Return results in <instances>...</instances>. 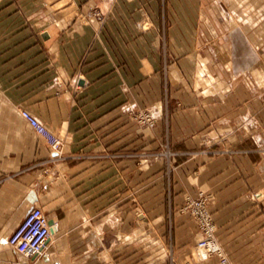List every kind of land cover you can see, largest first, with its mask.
<instances>
[{"label":"crops","instance_id":"obj_1","mask_svg":"<svg viewBox=\"0 0 264 264\" xmlns=\"http://www.w3.org/2000/svg\"><path fill=\"white\" fill-rule=\"evenodd\" d=\"M32 1L0 7V264H121V255L129 264L152 222L136 211L145 176L120 162L119 150L136 138L125 112L162 99L163 43L186 87L179 97L188 119L177 116L174 128H220L234 151L201 160L189 190L214 196L226 248L264 264V0ZM68 1H94L103 18L90 7L63 14ZM21 109L62 137L60 158ZM162 198V189L138 193L149 208L157 201L156 223ZM34 208L52 237L42 256L28 258L8 239Z\"/></svg>","mask_w":264,"mask_h":264},{"label":"rangeland","instance_id":"obj_2","mask_svg":"<svg viewBox=\"0 0 264 264\" xmlns=\"http://www.w3.org/2000/svg\"><path fill=\"white\" fill-rule=\"evenodd\" d=\"M35 3L37 1L0 0V7L6 4L10 10H24ZM83 7H90L89 9H93L91 13L93 16L100 14L103 18L101 9L94 1L85 2L82 5L68 1L66 5L61 6V12L64 14L65 10H79ZM103 8L106 9V7ZM90 18L92 17L86 16L82 19ZM163 44V52L167 56L168 63L164 68L167 76L163 81L162 99L158 103L152 102L148 107H142L139 103L132 104L134 111L125 112L136 125V138L134 143L121 146L119 150L120 162L129 160L135 166L137 177L145 176L138 185L136 211L145 210L150 213L151 215H148L152 222L145 240L139 239L135 243V253L134 256L130 255L129 264H132V261L134 264H207L211 259H217L213 257L208 261L198 260L197 248L201 239V230L197 213L201 209L207 210L212 216L216 227V238L230 264H245L238 250H234V246L231 250L219 240L218 226L212 210L215 204L214 196L206 188H197L196 193L192 194L187 185L189 179L198 175L201 160L207 161L234 153L230 149V137L228 134L224 136L223 130L217 127L199 131H191L183 127L174 128L177 116L187 117L184 111H180L185 108V105L179 97L180 91H184L186 87L184 82L177 80L172 73L174 68L171 62L172 54L168 44ZM126 105L124 104L122 108ZM23 110L25 109H21L20 112ZM10 114L11 112H8V115ZM188 116L191 114L189 113ZM48 130L53 136L63 141L62 137L54 134L49 128ZM197 136L200 140L199 145L192 146L190 140ZM181 139L182 142H179ZM149 187L151 191L162 189V199L166 208L162 223L155 222L159 214L157 201L153 200L149 208L138 200V193ZM178 193H182L183 198L182 203L176 205L175 198ZM262 231L264 232V228ZM123 258L124 255H121V264H127Z\"/></svg>","mask_w":264,"mask_h":264},{"label":"built area","instance_id":"obj_3","mask_svg":"<svg viewBox=\"0 0 264 264\" xmlns=\"http://www.w3.org/2000/svg\"><path fill=\"white\" fill-rule=\"evenodd\" d=\"M24 120L50 146L56 157H61L64 143L59 137L53 136L48 128L30 112H21ZM201 230V239L198 245V260L208 261L216 257L219 264H230V261L220 246L215 235V224L207 210L201 209L198 213ZM52 237L49 219L42 209L34 208L26 217L23 224L13 232L8 239L9 246L16 252L28 257L42 256L47 248V242Z\"/></svg>","mask_w":264,"mask_h":264},{"label":"water","instance_id":"obj_4","mask_svg":"<svg viewBox=\"0 0 264 264\" xmlns=\"http://www.w3.org/2000/svg\"><path fill=\"white\" fill-rule=\"evenodd\" d=\"M51 225V224H50Z\"/></svg>","mask_w":264,"mask_h":264}]
</instances>
